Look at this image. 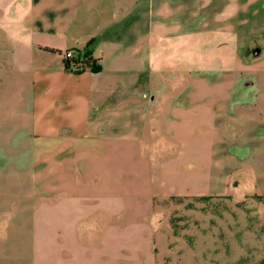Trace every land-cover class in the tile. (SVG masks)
<instances>
[{
  "label": "crops",
  "instance_id": "crops-1",
  "mask_svg": "<svg viewBox=\"0 0 264 264\" xmlns=\"http://www.w3.org/2000/svg\"><path fill=\"white\" fill-rule=\"evenodd\" d=\"M0 108L39 199L264 196V0H0Z\"/></svg>",
  "mask_w": 264,
  "mask_h": 264
},
{
  "label": "rangeland",
  "instance_id": "rangeland-1",
  "mask_svg": "<svg viewBox=\"0 0 264 264\" xmlns=\"http://www.w3.org/2000/svg\"><path fill=\"white\" fill-rule=\"evenodd\" d=\"M2 109L0 264H264V196L255 190L240 198L39 199L30 146L12 156L17 141H6Z\"/></svg>",
  "mask_w": 264,
  "mask_h": 264
},
{
  "label": "trees",
  "instance_id": "trees-1",
  "mask_svg": "<svg viewBox=\"0 0 264 264\" xmlns=\"http://www.w3.org/2000/svg\"><path fill=\"white\" fill-rule=\"evenodd\" d=\"M89 52L87 51L85 54H81L80 52H76V58L73 59L74 62H77L79 61L80 59H84L85 60V65L83 68L81 69H75L74 71L79 73L81 71H83L86 66H91V70L94 72V73H97V72H100L101 68L95 63V61H90V60H87V58L89 57ZM65 64H66V68L67 69H71L70 68V61H65Z\"/></svg>",
  "mask_w": 264,
  "mask_h": 264
},
{
  "label": "built area",
  "instance_id": "built-area-1",
  "mask_svg": "<svg viewBox=\"0 0 264 264\" xmlns=\"http://www.w3.org/2000/svg\"><path fill=\"white\" fill-rule=\"evenodd\" d=\"M63 58L65 61H70V68L75 70V69H81L84 67L85 60L80 59L77 62H74L73 59L76 58V51L74 50H68L65 53H63Z\"/></svg>",
  "mask_w": 264,
  "mask_h": 264
}]
</instances>
